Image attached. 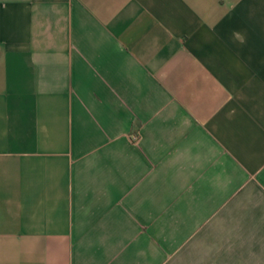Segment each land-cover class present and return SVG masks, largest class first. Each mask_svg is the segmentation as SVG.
I'll list each match as a JSON object with an SVG mask.
<instances>
[{"label":"crops","instance_id":"crops-1","mask_svg":"<svg viewBox=\"0 0 264 264\" xmlns=\"http://www.w3.org/2000/svg\"><path fill=\"white\" fill-rule=\"evenodd\" d=\"M250 257L264 0H0V264Z\"/></svg>","mask_w":264,"mask_h":264},{"label":"rangeland","instance_id":"rangeland-1","mask_svg":"<svg viewBox=\"0 0 264 264\" xmlns=\"http://www.w3.org/2000/svg\"><path fill=\"white\" fill-rule=\"evenodd\" d=\"M189 260H190V259H183V263H184V262L188 263ZM203 260H205V259H203ZM219 260H221V259H219ZM258 260H259V259H254L253 257L246 258V264H255V262L258 261ZM261 260H264V259H261ZM188 264H189V263H188ZM219 264H221V263H219ZM230 264H232V263H230Z\"/></svg>","mask_w":264,"mask_h":264}]
</instances>
